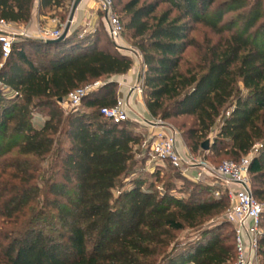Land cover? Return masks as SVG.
I'll use <instances>...</instances> for the list:
<instances>
[{
  "label": "trees",
  "instance_id": "1",
  "mask_svg": "<svg viewBox=\"0 0 264 264\" xmlns=\"http://www.w3.org/2000/svg\"><path fill=\"white\" fill-rule=\"evenodd\" d=\"M35 1L0 0V20L26 24ZM112 1L141 58L147 113L163 121L192 118L182 141L214 165L221 155L238 162L261 144L249 176L253 196L263 202L264 0H126L118 10ZM63 7L64 0H37L39 16L52 18ZM196 26L217 40L199 45L191 36ZM190 48L198 53L194 64L184 58ZM0 65V264L233 262L234 232L225 221L193 243L172 245L176 232L200 229L224 215L226 195L215 199L210 185L184 178L167 164L199 189L195 196L158 193L152 183L134 178L112 198L128 166L147 158L139 150L143 138L129 121L113 124L99 115L116 99V84L109 80L132 65L112 42L102 41L97 31L66 34L55 43L16 38ZM94 81L103 84L80 103L89 111L63 115L57 99ZM49 159L43 178L40 163ZM159 174L153 167L149 177L159 183ZM225 228L232 243L222 234ZM260 228L258 257L264 264V213Z\"/></svg>",
  "mask_w": 264,
  "mask_h": 264
},
{
  "label": "built area",
  "instance_id": "2",
  "mask_svg": "<svg viewBox=\"0 0 264 264\" xmlns=\"http://www.w3.org/2000/svg\"><path fill=\"white\" fill-rule=\"evenodd\" d=\"M102 15V21L109 40L118 51L132 62L140 59L137 50L119 44L123 32L122 25L112 0H92ZM51 23H55L51 19ZM9 23L0 20V56L3 62L10 54L11 43L16 38H30L25 33H15L7 29ZM65 24L55 27H38L32 39L40 42L58 39ZM1 66V65H0ZM109 81H112L110 79ZM103 82L94 81L67 93L61 104L69 112L75 111L82 99L102 86ZM141 94V79L133 85L127 95H118L113 105L101 107L99 115L113 124L129 121L144 127L141 149L146 152L145 164L153 167L170 165L179 174L193 182L210 185L214 188L213 197L220 199L226 195L228 207L222 221L229 223L234 232V260L231 264H261L258 257L260 220L264 213V204L252 194L249 165L258 152L253 149L238 162L223 161L218 165L210 163L204 155L191 153L182 141L181 134L167 122L158 117L141 116L132 111L129 97L131 92ZM181 143V147L179 144ZM256 145L253 147L255 148ZM260 148V147H259Z\"/></svg>",
  "mask_w": 264,
  "mask_h": 264
},
{
  "label": "rangeland",
  "instance_id": "3",
  "mask_svg": "<svg viewBox=\"0 0 264 264\" xmlns=\"http://www.w3.org/2000/svg\"><path fill=\"white\" fill-rule=\"evenodd\" d=\"M125 1L126 0H119L118 1L119 3H118L116 0H114L116 10H118L120 7V4L125 2ZM221 1H223V0H218L217 3L221 2ZM73 2H74V0H64L63 10L57 11L53 14L54 16L52 17V19L56 23V24H54V27L57 24L63 26L67 22V18H68L70 11H71V7H72ZM85 2H86L85 8L87 10V12H86L87 18L85 17V23L87 26H85L83 29L76 30L73 33L78 34V37H82V36L84 37V36H88V35L92 34L93 31H97L98 33L101 34L102 41H104L105 39L109 40L105 35L104 28H103L102 15L98 11L96 4L94 2L92 3V0H85ZM231 15L232 14H229L226 17V20H228ZM68 35H70V34H68ZM191 36L201 46H205L207 44V41L215 42L218 38V37L212 35L208 29H205L202 26H196L194 31L192 32ZM120 37L121 38H120L119 42L122 45H124L125 47H127L129 49L136 50L135 46L133 44L134 41L130 40L128 33L123 31L121 33ZM109 41L112 42L111 40H109ZM184 58L187 59V61H189L191 64L196 63L198 61L197 50H195L194 48L188 49L184 55ZM141 95L142 94H140V97H141ZM58 105H59L63 115H65L66 113L69 112L66 108H64V106L61 103L60 104L58 103ZM76 111L88 112L89 110L85 109L83 106H79L76 109ZM39 113H40V111H38V114ZM43 113L44 112H41L40 113L41 115L38 116V117H40V119H42ZM95 113H97V110H95ZM165 122H167L173 129H175L176 131H178L181 134L182 131H184L186 128H188L192 124L193 119L188 118V117H182V118L169 120V121H165ZM129 123L131 124V125H129V128L131 130H133L134 133L140 135L143 138V136L145 135L144 132L141 131L140 129H137L135 127L136 126L135 123H131V122H129ZM219 125H220V123L218 120L216 125L214 126L211 134H210V137L208 138L209 140H210L211 136H213L215 134V132L218 130ZM260 145L261 144H257L255 148H252V150L253 149H259V147H261ZM139 150H141L140 146H139ZM137 157L138 156L134 157V161L137 159ZM233 160H234L233 157L225 156V155H221L218 158H216V162L233 161ZM49 166H50V159L45 160L44 162L40 163V169L43 171L41 173V177H43V178L47 177ZM151 170H152V168L149 165L147 166L145 164V162L143 164H141V166L139 163H135L134 166L129 165L126 175L119 179L115 188L112 190V198L114 199L117 196V192H120L123 189L128 188L130 180L134 179V178H140V179L145 180L146 185L148 183H152L153 187H154L153 189H156V191L158 193L169 192L171 195H173L174 197L179 198V199H181V198L182 199H188L191 196H195V194L198 193V191H199L198 188H196V187L192 188L188 184H186L182 179L179 178V176L175 172L170 170L167 167V165H162V166L158 167V170L160 171L159 183H156V182L154 183V178L149 177ZM132 171H134V172H132ZM36 183L39 186H42V184H43V182L40 179L36 180ZM204 197H207V196H204ZM261 203L264 204V201ZM221 217L222 216H218V217L211 219L209 222H207L205 225H203L200 229H185L181 232H176L174 234L175 238H174V242L172 245L176 244L178 248H181L187 244L195 242L196 240L200 239L202 231L208 230L212 227L220 225L223 222L221 220ZM222 234L229 236V242L232 243L233 238H232L231 229H229V228L223 229Z\"/></svg>",
  "mask_w": 264,
  "mask_h": 264
},
{
  "label": "crops",
  "instance_id": "4",
  "mask_svg": "<svg viewBox=\"0 0 264 264\" xmlns=\"http://www.w3.org/2000/svg\"><path fill=\"white\" fill-rule=\"evenodd\" d=\"M85 6H86L85 0H80L78 2L72 14V19L69 23L67 34H71L75 32L76 30L83 29L85 26H87L85 23V17H86V12H87ZM51 19L52 18L48 16L38 15L37 0H36L34 3L33 11H32L29 21L24 25L9 23L7 29L15 33H25L28 37L32 38L34 37L38 27H49V28L54 27V23H51ZM119 44L122 45L120 42ZM142 70H143V65L141 63V60L138 59L132 62L131 68L128 70L126 74L111 77L112 81L116 84V88H117L116 97L118 95H127L130 88L139 81V77H140ZM129 101H130V105L132 107L133 113L139 114L141 116L149 115L144 107L142 98L136 95L134 91L131 92ZM135 127L137 129H140L143 132L145 131L144 127H141L140 125L136 124ZM179 146L180 147L182 146L181 143L179 144Z\"/></svg>",
  "mask_w": 264,
  "mask_h": 264
},
{
  "label": "water",
  "instance_id": "5",
  "mask_svg": "<svg viewBox=\"0 0 264 264\" xmlns=\"http://www.w3.org/2000/svg\"><path fill=\"white\" fill-rule=\"evenodd\" d=\"M79 1H80V0H74V2H73V4H72V7H71V11H70V13H69V15H68L67 22L65 23V27H64V29H63V31H62L61 36H60L58 39H56V40L46 41V42H50V43L59 42V41H61V40L66 36L67 31H68V26H69V23H70L71 18H72V14H73V12H74V10H75V8H76V6H77V4H78ZM61 102H62V99L58 98V99H57V103L60 104ZM209 145H210V141H209V139H207L206 141H204V142L202 143V145H201V150H202L203 152L208 151V149H209Z\"/></svg>",
  "mask_w": 264,
  "mask_h": 264
}]
</instances>
